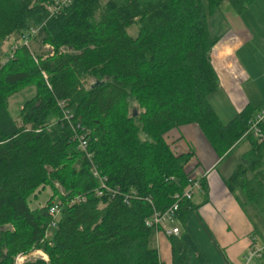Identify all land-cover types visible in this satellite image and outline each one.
Instances as JSON below:
<instances>
[{"label": "trees", "instance_id": "1", "mask_svg": "<svg viewBox=\"0 0 264 264\" xmlns=\"http://www.w3.org/2000/svg\"><path fill=\"white\" fill-rule=\"evenodd\" d=\"M55 1L0 0V42L18 34L52 49L38 54L18 44L0 65V264L33 250L47 261L23 264H161L145 223L172 205L191 176V155L172 150L169 131L197 126L219 158L249 141L225 184L253 200V179L264 181V139L246 135L253 108L224 124L209 102L219 88L209 18L225 1L242 13L253 0H71L51 14ZM30 87L35 95L15 121L9 98ZM71 125L90 159L72 141ZM93 167L118 194L96 195ZM47 187L52 196L31 208ZM132 193L137 198L125 204L122 195ZM54 204L61 211L49 228ZM171 244L173 264H186L181 242Z\"/></svg>", "mask_w": 264, "mask_h": 264}, {"label": "crops", "instance_id": "2", "mask_svg": "<svg viewBox=\"0 0 264 264\" xmlns=\"http://www.w3.org/2000/svg\"><path fill=\"white\" fill-rule=\"evenodd\" d=\"M209 28L217 39L211 63L219 80L218 90L209 96L212 108L219 119V107L229 112L224 115L228 118L225 124L247 105L258 114L264 110V0H253L242 13L223 2L209 18ZM244 86H248L247 92ZM249 92H253V99L247 96ZM261 128L264 134V121ZM164 138L176 154L191 155L186 168L192 177L208 174L204 188L191 201L192 210L167 226L178 228L179 234L168 237L162 230L155 232L154 246L161 264H173V239L181 242L186 264H264V255L249 258L248 254L252 241L257 247L264 245V181L253 179L262 194L253 186L255 195L248 200L240 189L229 190L224 180L251 151L249 141L241 140L228 157L219 158L195 125L173 129ZM244 143L248 144L247 152L227 164ZM46 192L45 188L31 199V208L43 207L46 200L40 195ZM256 197H261L259 203Z\"/></svg>", "mask_w": 264, "mask_h": 264}, {"label": "built area", "instance_id": "3", "mask_svg": "<svg viewBox=\"0 0 264 264\" xmlns=\"http://www.w3.org/2000/svg\"><path fill=\"white\" fill-rule=\"evenodd\" d=\"M71 0H56L54 2V4H52L51 6L47 7V10L51 13V14H55L57 13L60 8H62L63 6H66L68 4H70ZM36 31H34L33 34H35ZM23 39V44L28 46V37H22ZM18 47V44L14 45L12 50H15ZM47 51L52 52V49L48 46H45ZM52 55V53L50 54ZM7 62V58H5L0 65H3L4 63ZM46 77V76H45ZM69 114L68 113H64V118L65 120H67L69 122ZM264 121V111H262L261 113H258L254 116L253 120L250 123V127L249 130L247 131L246 135H252L254 138L256 139H264V134L261 131V125ZM71 128L73 130V136H72V141L77 143L78 146V150L82 151L85 153L86 157L88 159L91 158V155L89 153H87V140L85 139V137L81 134H78L77 130H74V127L71 125ZM93 175L94 177H96L99 181H100V187L96 190V195L98 197H101L103 195L104 191L107 192H112L113 194H118V191H111L106 185H105V179L101 178L98 174V172L96 171V169L93 167ZM208 172H204L202 175H199L198 177H192L189 176L187 179V186L184 188V190L180 193H177L174 195L173 198V203L172 205L167 208L166 210H164L163 212H158V211H154L152 214V217L150 219H148L145 223V226L147 228H152L154 231L159 232L160 230H162L164 232L165 235H167L168 237H174L177 236L179 234V229L178 228H172V229H167V226L174 223L177 219V215L180 211V208L182 205L186 204V203H190L193 199V197L198 193L202 191V183L205 179V177L207 176ZM123 199H124V203L125 204H129V202L131 200L136 199V194L132 193L131 195H122ZM84 198L80 197L79 199L72 201V203L74 202H83ZM61 211V207L57 204H54L53 206H51V208H49V214L52 216L53 221L51 222L49 228H54L55 227V223L56 220L60 214ZM249 258H261L264 255V245L261 247H257L255 245V243L252 241L251 245L249 247ZM42 257L44 259H46L47 257L45 255H42ZM42 258V259H43ZM29 258H27L24 255H18L15 258L14 264H23L25 263ZM43 259V260H44ZM47 261V260H44Z\"/></svg>", "mask_w": 264, "mask_h": 264}, {"label": "rangeland", "instance_id": "4", "mask_svg": "<svg viewBox=\"0 0 264 264\" xmlns=\"http://www.w3.org/2000/svg\"><path fill=\"white\" fill-rule=\"evenodd\" d=\"M102 1L104 2L106 0H102ZM128 33L131 36H135L137 34V26L130 27L128 29ZM16 44H19V45L23 44V39L18 34L12 35L10 37V39H8L5 42H0V58H1L2 61L6 58L5 57L6 55L7 56L10 55V51H12L14 45H16ZM28 46H29L30 52H35L36 51L38 54H41L43 52L46 53V51H47L46 47H44V46L40 47V44L38 43V41H33L32 38L28 41ZM250 88H253V86L250 85ZM244 89L247 92L248 91V86H244ZM34 95H35V89L33 87H30V88L22 89L19 92H16L12 96H10L9 101H8V111H9L10 116L15 121L18 120V115H19L20 109L22 108L23 104L27 100L32 98ZM248 95L250 96V98L253 99V92H249V94H247V96ZM252 105H253V100H252ZM262 111H264V110H260L258 113H261ZM219 113H220V116L222 117V118H220L221 122L225 124V121H228L227 120L228 118H226L224 115H227L229 112H227L225 110V108L221 109L219 107ZM51 124L52 125L50 126L49 130L51 132L52 139L56 140L57 139V130H56V127L54 126L55 120H51ZM243 145L244 146H241L240 148H238L232 154V156L230 157V160L228 159L226 161L227 164L229 162L233 161L235 158H238V157L242 156L244 153L247 152L248 144L244 143ZM253 186H254V189L256 190V192L259 193V195L262 194L260 187L256 183H253ZM56 188H58V186H56ZM46 191H47L46 193H43V194L41 193V195H40L41 198H43L42 201H45V200L47 201V198L48 197L50 198V196H52V190H51L50 187H47ZM260 198L256 197V200H257L258 203L261 201ZM46 201L43 202V206L45 205ZM155 232L156 231L152 232V234L150 236V239H149V247L150 248H154V249H156V247L154 246V243H155V238H154ZM51 234H52V229H49L47 231V233H46V236L49 237V235H51ZM167 240H169V239H167ZM42 255H44L42 253V251L33 250V251H31L30 253H28V254H26L24 256H26L29 259H35V258H41L42 259L43 258ZM44 260H47V258L44 259Z\"/></svg>", "mask_w": 264, "mask_h": 264}, {"label": "water", "instance_id": "5", "mask_svg": "<svg viewBox=\"0 0 264 264\" xmlns=\"http://www.w3.org/2000/svg\"><path fill=\"white\" fill-rule=\"evenodd\" d=\"M95 85H96V84H93L91 87L93 88V87H95Z\"/></svg>", "mask_w": 264, "mask_h": 264}]
</instances>
